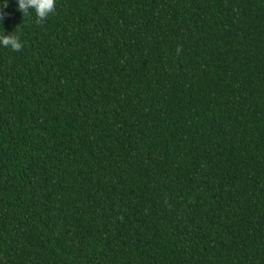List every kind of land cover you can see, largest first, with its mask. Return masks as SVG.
Returning a JSON list of instances; mask_svg holds the SVG:
<instances>
[{"label":"trees","instance_id":"trees-1","mask_svg":"<svg viewBox=\"0 0 264 264\" xmlns=\"http://www.w3.org/2000/svg\"><path fill=\"white\" fill-rule=\"evenodd\" d=\"M16 5L0 264H264V0Z\"/></svg>","mask_w":264,"mask_h":264},{"label":"clouds","instance_id":"clouds-1","mask_svg":"<svg viewBox=\"0 0 264 264\" xmlns=\"http://www.w3.org/2000/svg\"><path fill=\"white\" fill-rule=\"evenodd\" d=\"M7 2L8 0H0V8L7 7ZM16 6L23 16L35 13L37 22H41L55 12L56 0H17ZM2 15L3 12L0 11V17ZM0 22L3 23L2 19ZM0 46L10 48L14 52L21 51L24 45L17 29L9 33L3 28V31H0Z\"/></svg>","mask_w":264,"mask_h":264}]
</instances>
